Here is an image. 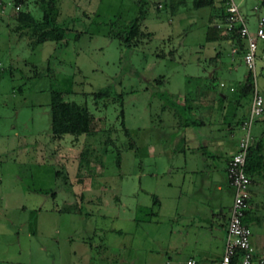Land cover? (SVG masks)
I'll return each instance as SVG.
<instances>
[{"label":"rangeland","instance_id":"1","mask_svg":"<svg viewBox=\"0 0 264 264\" xmlns=\"http://www.w3.org/2000/svg\"><path fill=\"white\" fill-rule=\"evenodd\" d=\"M143 1L144 34L131 43L124 32L138 14L136 0H53L63 37L42 41L12 18L19 9L40 18L37 0H0V264H144L155 254L145 236L155 218L135 206L151 205L154 195L139 188L150 182L152 166L161 172L172 160L158 152L172 147V125L189 119L183 97H193L204 71L221 62L212 78L241 107L249 103L250 93L240 92L248 72L242 52L220 43L219 57H207L209 6L184 0L173 10L167 0ZM254 1L246 0L251 33L264 17V8L251 9ZM263 58L264 38H257L264 108ZM102 88L107 95L94 94ZM52 90L87 108L91 132L51 135ZM86 184L92 187L82 190ZM163 226L155 227L159 235Z\"/></svg>","mask_w":264,"mask_h":264},{"label":"crops","instance_id":"2","mask_svg":"<svg viewBox=\"0 0 264 264\" xmlns=\"http://www.w3.org/2000/svg\"><path fill=\"white\" fill-rule=\"evenodd\" d=\"M236 4L247 22L245 15L249 6L246 0H238ZM260 8H264V0H255L251 9L259 11ZM210 12L208 8L207 20L216 21L210 18ZM206 42L212 48L207 57L214 59L219 57L215 44L233 45L228 38ZM262 57L260 54L259 58ZM220 64L204 71L208 73L207 78L193 97H183L181 106L186 109L189 119L172 125V147H162L158 152L172 160L165 162L161 172L152 166L148 173L152 182L150 179L146 188H139L145 197L154 195L151 205L144 200L135 206L137 209L149 208L155 218L147 221L148 231L145 232V236L149 233L147 238L151 242L148 250L155 254L144 264H186L188 258H192L194 264H211L222 252L233 194L226 166L235 151L241 132L239 124L246 116L248 102L241 107L239 99L228 97L223 81L218 80L217 85L212 77L215 70L221 68ZM246 74L239 81L240 92ZM228 90L233 88L230 86ZM249 135L246 172L250 181L242 222L250 230V244L254 250L264 251V108L250 126ZM81 187L88 190L92 186ZM93 188L103 189V186ZM161 223L165 227L159 235L155 227ZM112 230L117 232L120 228L113 227Z\"/></svg>","mask_w":264,"mask_h":264},{"label":"built area","instance_id":"3","mask_svg":"<svg viewBox=\"0 0 264 264\" xmlns=\"http://www.w3.org/2000/svg\"><path fill=\"white\" fill-rule=\"evenodd\" d=\"M224 32L235 29L242 42V62L250 73V99L246 116L240 121V135L236 140L235 151L230 155L226 174L233 188L232 201L225 227L222 252L218 260L211 264H230V258L237 253L236 264H264V251H255L250 244V230L242 222L243 210L248 198L247 186L250 178L244 169L249 147V129L251 123L262 113L263 99L255 82L256 39L264 38V17L256 18L255 30L251 33L245 19L239 12L234 0H224ZM255 8V7H254ZM235 45L230 48L235 52ZM264 65V63H263ZM192 258L186 264H194Z\"/></svg>","mask_w":264,"mask_h":264},{"label":"trees","instance_id":"4","mask_svg":"<svg viewBox=\"0 0 264 264\" xmlns=\"http://www.w3.org/2000/svg\"><path fill=\"white\" fill-rule=\"evenodd\" d=\"M14 6L18 4L26 6V0H11ZM138 4V14L129 23L127 30L124 32L126 42L138 40L144 33L139 30V24L143 15V0H136ZM184 0H167L171 9H175ZM224 0H191V6L194 8L209 6L211 11L210 18L216 21H208L205 28L204 39L219 40L228 38L231 44L235 45V52H242V42L235 29L224 32L222 23L225 20ZM37 7L41 10V17L35 18L29 10L19 9L12 16L16 22L15 28L23 30L29 37L38 41L44 39H61L63 37V28L57 20V14L51 13L54 9L53 0H37ZM221 24V25H220ZM146 34V33H145ZM250 73L247 72L242 91L250 93ZM108 89L102 88L94 92L95 95H107ZM49 130L51 135L59 137L64 133L80 134L91 132L92 116L84 105L74 101H66L62 98L60 91L52 90L49 95ZM120 96V94H118ZM121 114V111H120ZM122 115V114H121ZM249 154V147L245 158L244 169L247 170L246 160ZM247 173V172H246ZM69 210V209H68ZM237 253L230 258V264H236Z\"/></svg>","mask_w":264,"mask_h":264}]
</instances>
